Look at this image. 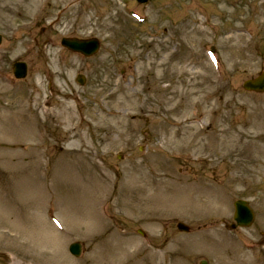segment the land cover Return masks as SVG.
Instances as JSON below:
<instances>
[{"label":"rangeland","instance_id":"1","mask_svg":"<svg viewBox=\"0 0 264 264\" xmlns=\"http://www.w3.org/2000/svg\"><path fill=\"white\" fill-rule=\"evenodd\" d=\"M0 35V264H264V0H0Z\"/></svg>","mask_w":264,"mask_h":264},{"label":"water","instance_id":"2","mask_svg":"<svg viewBox=\"0 0 264 264\" xmlns=\"http://www.w3.org/2000/svg\"><path fill=\"white\" fill-rule=\"evenodd\" d=\"M139 3H145L147 0H137ZM62 46L73 52H80L85 56H91L96 53L98 50V42L96 40H75V39H63L61 42ZM14 75L16 78L25 77V66L23 64H15L13 66ZM80 82H82L80 80ZM243 89L246 91H252L256 93L264 92V73L260 74L256 79L248 80L243 84ZM235 212H234V221L238 227H249L253 222V214L248 208L246 202L237 201L234 203ZM235 226H232V228ZM180 231H187V229L178 225ZM79 246H71L70 252L77 256L79 254ZM201 264H206V262H201Z\"/></svg>","mask_w":264,"mask_h":264}]
</instances>
